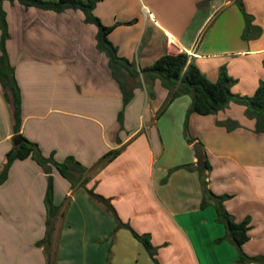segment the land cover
Returning <instances> with one entry per match:
<instances>
[{
    "label": "crops",
    "instance_id": "crops-1",
    "mask_svg": "<svg viewBox=\"0 0 264 264\" xmlns=\"http://www.w3.org/2000/svg\"><path fill=\"white\" fill-rule=\"evenodd\" d=\"M3 6L21 92L18 134L45 158L62 163L72 156L88 169L85 184L74 188L51 170L55 264H239L237 247L217 242L227 229L214 202L202 208L195 143L211 166L200 167L207 188L230 196L224 206L236 222L250 218L243 251L264 257V133L256 132L244 106L231 102L218 114L193 113L186 131L191 96L169 103L161 82L140 74L128 83L134 96L124 108L109 57L97 48L98 28L83 11L58 13L17 1ZM93 12L113 27L110 41L139 71L164 54L186 53L211 81L225 68L235 95L253 96L264 81V0H101ZM14 111L0 83V175L18 135ZM227 120L240 126L229 131ZM113 150L121 153L96 167ZM49 176L32 158L10 166L0 185V264H47L38 243L48 232ZM89 190L109 200L111 210ZM133 232L149 236L154 258L123 247L115 252L116 243L128 240L125 233L137 240Z\"/></svg>",
    "mask_w": 264,
    "mask_h": 264
},
{
    "label": "trees",
    "instance_id": "trees-1",
    "mask_svg": "<svg viewBox=\"0 0 264 264\" xmlns=\"http://www.w3.org/2000/svg\"><path fill=\"white\" fill-rule=\"evenodd\" d=\"M19 2L25 7H36L45 10H53L56 12H63L68 9H79L85 15L87 23L94 24L98 27L97 34V48L106 53L109 57L110 66L113 71L115 79L120 83L123 90L124 108L132 100L133 86H128L121 80L120 76L124 73L130 79H138L140 74H143L147 79L154 82L159 80L164 88L169 93V103L182 95H189L192 98V104L189 108L186 121L185 130H188V121L193 113L200 115H214L225 110L231 102L240 104L245 107V115L249 119L256 121V132L264 133V81L260 82L253 96H239L233 94L231 88L234 80L229 76L227 70L222 68L219 77L216 81H211L205 74L201 72L198 66L190 61V56L186 53H179L176 55L164 54L158 58L152 65L138 70L134 62L121 57L118 53V48L110 41L109 34L113 27L104 26L100 19L94 15L96 4L101 0H58L54 2L44 0H0V83L4 91L5 99L12 102L14 105L15 116V133H19L21 129V92L18 86L14 67L11 65L9 55L7 52V41L10 37L9 26L7 20V13L4 9V2ZM124 111L119 114V122L122 123ZM223 125L229 131L239 127V123L233 120H227ZM20 135V134H18ZM22 142L15 146L7 154L6 164L0 175V185L7 179L8 170L16 160H25L32 158L35 160L47 174H49V188L45 198L47 206L48 217L47 221L48 232L46 238L38 243V245H45V253L47 254V264H55L51 259V250L53 246V233H54V218L58 209L53 204V178L51 176L52 168H55L59 173L67 179L71 186L74 188L78 184L84 185L87 181L85 175L88 169L81 165L74 157L69 156L62 163L55 161L52 157L45 158L39 146L24 137ZM121 150H113L108 152L96 165V167L103 166L115 159ZM207 170L211 169L209 162L205 159ZM192 165H185L187 169H192ZM200 171L201 180L205 189V197L202 201V208L209 205V201L214 202L217 212V221L225 225L227 232L226 235L217 240L222 242L230 240L236 247L239 253V264H264V257H249L243 251V245L249 241L250 218L238 223L227 212L224 202L230 198L228 195L216 196L207 188V177L204 170L197 167ZM91 197L97 202L105 205L107 211L111 210L109 200L95 194L93 191H88ZM134 237L139 240L146 248L148 253L154 258L155 249L150 242L149 236H140L133 232Z\"/></svg>",
    "mask_w": 264,
    "mask_h": 264
},
{
    "label": "rangeland",
    "instance_id": "rangeland-1",
    "mask_svg": "<svg viewBox=\"0 0 264 264\" xmlns=\"http://www.w3.org/2000/svg\"><path fill=\"white\" fill-rule=\"evenodd\" d=\"M21 4V3H20ZM24 6V5H23ZM53 11V10H52ZM56 12V11H54ZM59 13V12H58ZM9 26V24H8ZM98 28V27H97ZM68 33L71 34V30H68ZM9 39L8 41L11 39V33H10V30H9ZM21 36V33H18V36L16 35V37L18 39H21L22 38L20 37ZM7 41V42H8ZM70 48H66V52L69 56H73V52L71 50H69ZM106 54V53H105ZM67 55V57H68ZM122 57V56H121ZM121 80L125 83H130L129 81H133L132 79H129L128 75L127 74H122L120 76ZM127 234L128 236V240H124L122 241L121 243H116L117 244V248H115V252H118L119 249H121L123 247V250L124 252H140L141 253V257H144V258H148V251L146 250L145 246L140 242V241H137L135 240L131 234L129 233H125ZM142 259H139V261H141Z\"/></svg>",
    "mask_w": 264,
    "mask_h": 264
},
{
    "label": "water",
    "instance_id": "water-1",
    "mask_svg": "<svg viewBox=\"0 0 264 264\" xmlns=\"http://www.w3.org/2000/svg\"><path fill=\"white\" fill-rule=\"evenodd\" d=\"M21 142H22V137L20 135L15 136V138H14L15 146H18ZM193 150L195 153L197 165L200 166L201 168H204L205 167V159H204V154H203V150L201 148V145L199 143H195L193 146Z\"/></svg>",
    "mask_w": 264,
    "mask_h": 264
}]
</instances>
